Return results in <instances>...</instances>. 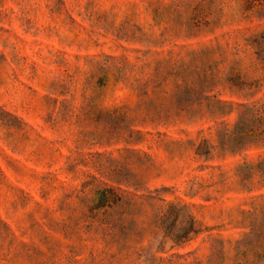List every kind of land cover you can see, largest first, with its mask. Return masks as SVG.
I'll return each mask as SVG.
<instances>
[{"label":"rangeland","instance_id":"1","mask_svg":"<svg viewBox=\"0 0 264 264\" xmlns=\"http://www.w3.org/2000/svg\"><path fill=\"white\" fill-rule=\"evenodd\" d=\"M0 264H264V0H0Z\"/></svg>","mask_w":264,"mask_h":264}]
</instances>
